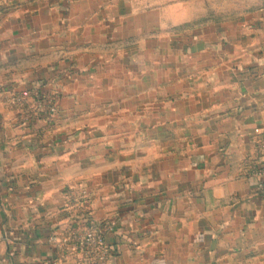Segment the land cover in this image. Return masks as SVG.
<instances>
[{"label":"crops","instance_id":"0c3cea01","mask_svg":"<svg viewBox=\"0 0 264 264\" xmlns=\"http://www.w3.org/2000/svg\"><path fill=\"white\" fill-rule=\"evenodd\" d=\"M263 128L264 0H0V264H52L82 196L110 264H264Z\"/></svg>","mask_w":264,"mask_h":264},{"label":"built area","instance_id":"2783aa9c","mask_svg":"<svg viewBox=\"0 0 264 264\" xmlns=\"http://www.w3.org/2000/svg\"><path fill=\"white\" fill-rule=\"evenodd\" d=\"M59 99L57 90L44 92L39 87H33L13 95L11 104L22 124H50L58 114ZM255 133L258 135L256 151L259 158L248 164V173L255 179L257 193L264 200V128ZM68 198L73 200L74 196ZM79 199L77 203L73 201L78 208L77 222L50 237V243L59 250L52 264H110L112 252L107 236L115 232L117 224L114 221L94 222L87 209V197Z\"/></svg>","mask_w":264,"mask_h":264},{"label":"rangeland","instance_id":"374dc122","mask_svg":"<svg viewBox=\"0 0 264 264\" xmlns=\"http://www.w3.org/2000/svg\"><path fill=\"white\" fill-rule=\"evenodd\" d=\"M60 94V93H59ZM60 98H61V95H60ZM59 101H60V99H59ZM59 103V102H58ZM58 107H59V105H58Z\"/></svg>","mask_w":264,"mask_h":264}]
</instances>
